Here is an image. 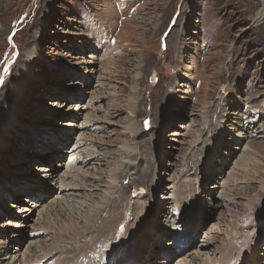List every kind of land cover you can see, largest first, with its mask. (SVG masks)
<instances>
[{
  "label": "rangeland",
  "instance_id": "obj_1",
  "mask_svg": "<svg viewBox=\"0 0 264 264\" xmlns=\"http://www.w3.org/2000/svg\"><path fill=\"white\" fill-rule=\"evenodd\" d=\"M262 1L0 0V264H264Z\"/></svg>",
  "mask_w": 264,
  "mask_h": 264
},
{
  "label": "bare ground",
  "instance_id": "obj_2",
  "mask_svg": "<svg viewBox=\"0 0 264 264\" xmlns=\"http://www.w3.org/2000/svg\"><path fill=\"white\" fill-rule=\"evenodd\" d=\"M262 2H263V7L259 12L255 14L256 19L264 18V1ZM124 208L125 207L124 206L122 207V205L120 206V204L119 205L110 204L108 208L105 209L104 214H102L101 218H103V221H102L103 223H100L99 226H96L95 228H82V230L77 229V227H74L73 230L76 231V233L78 232L79 234L78 239L74 241L75 244L73 245L74 247H76L75 249L77 252L75 256H73L72 259H70V261L67 264H100L101 262H103L107 254L104 252H98L97 248L99 246L105 247L107 249L122 248L123 244H118L116 246H113V243L110 242V240L113 238L112 237L114 235L113 229L116 224L118 223L120 225L123 224V229H125V225L123 221ZM125 224L128 226L131 224V222L129 223L126 222ZM67 244H70V243H67ZM62 247H65V246H62ZM118 261H119L118 258L115 259L113 264H117ZM9 262L10 264H16V261H14L12 258L9 259Z\"/></svg>",
  "mask_w": 264,
  "mask_h": 264
},
{
  "label": "snow or ice",
  "instance_id": "obj_3",
  "mask_svg": "<svg viewBox=\"0 0 264 264\" xmlns=\"http://www.w3.org/2000/svg\"><path fill=\"white\" fill-rule=\"evenodd\" d=\"M5 71H7V69H5Z\"/></svg>",
  "mask_w": 264,
  "mask_h": 264
}]
</instances>
